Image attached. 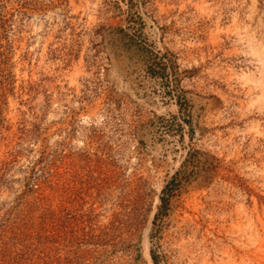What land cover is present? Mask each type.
Here are the masks:
<instances>
[{
  "label": "rangeland",
  "instance_id": "1",
  "mask_svg": "<svg viewBox=\"0 0 264 264\" xmlns=\"http://www.w3.org/2000/svg\"><path fill=\"white\" fill-rule=\"evenodd\" d=\"M0 264H264V0H0Z\"/></svg>",
  "mask_w": 264,
  "mask_h": 264
},
{
  "label": "trees",
  "instance_id": "2",
  "mask_svg": "<svg viewBox=\"0 0 264 264\" xmlns=\"http://www.w3.org/2000/svg\"><path fill=\"white\" fill-rule=\"evenodd\" d=\"M177 176H178V173H176L175 176L172 177V179L168 182V184L162 190L163 196L160 199L162 210L165 208V205H166V198L164 196L171 194L173 189H175V187H176L175 181H176ZM152 260L155 262L153 257H152Z\"/></svg>",
  "mask_w": 264,
  "mask_h": 264
}]
</instances>
